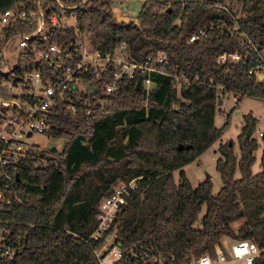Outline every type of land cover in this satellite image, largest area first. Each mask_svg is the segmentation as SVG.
<instances>
[{
  "label": "trees",
  "instance_id": "trees-1",
  "mask_svg": "<svg viewBox=\"0 0 264 264\" xmlns=\"http://www.w3.org/2000/svg\"><path fill=\"white\" fill-rule=\"evenodd\" d=\"M57 1L76 7L65 15L75 24L59 20L52 26L49 17H59V11L53 0H41L46 41L73 50L76 36L89 33L102 54L144 59L163 52L170 62L167 70L178 68L192 83L177 98L168 76L153 75L155 87L147 95L139 79H125L110 96L101 95L98 84L88 115H70L58 107L49 119V133L64 141L62 150L35 152L34 160L19 166L13 183L4 215L20 235L9 264H97V244L85 241L95 230L98 204L118 180L137 178L138 189L117 217L123 252L151 244L164 257H174L173 264H187L212 254L223 237L247 239L263 248L264 131L259 139L253 137L257 119L250 113L242 117L238 157L234 143L219 145L216 171L222 186L216 194L209 179L193 188L183 168L227 130L231 113L221 128L214 123L222 103L218 87L222 95H234L236 104L245 96L264 104V80L249 73L264 67V0H235L238 13L221 7L234 0H145L138 25L117 22L113 0ZM21 4L33 10L35 0H0V12ZM35 29L30 17L5 34ZM223 53L240 59L221 65L217 58ZM258 149L259 171L253 173ZM239 220L241 226L232 229ZM255 264H264V254Z\"/></svg>",
  "mask_w": 264,
  "mask_h": 264
},
{
  "label": "built area",
  "instance_id": "built-area-1",
  "mask_svg": "<svg viewBox=\"0 0 264 264\" xmlns=\"http://www.w3.org/2000/svg\"><path fill=\"white\" fill-rule=\"evenodd\" d=\"M53 1L60 16L53 14L48 21L55 26L60 24L59 20L65 22L66 13L76 7H66L57 0ZM126 1L128 0H113L112 5L118 3L117 9L112 7L113 13H120V7L127 9ZM139 1L143 3L145 0ZM221 7L226 9L227 5ZM30 17L36 21L33 32L6 38V31L18 22L28 23ZM45 23L41 0H35L33 10H26L21 4L0 12V90L4 89L8 93V100L0 101V264L11 262L19 244L20 231L4 215L10 205L13 183L17 182L15 175L24 161L34 160V153L42 150L28 143L33 134L40 135L51 143L63 141L49 133V119L58 107L70 115L76 116L81 111L88 115L98 84L101 85V95L110 96L125 79H139L147 95L155 87L153 75L168 76L177 98L192 83L178 68L167 70L170 62L163 52L144 59L127 54H102L89 33L78 34L75 49L70 50L67 45L46 41L43 36ZM237 30V27L233 28V31ZM203 34L204 32H200V35ZM194 39L195 37L190 38L189 42ZM9 44L13 45L11 52L8 50ZM124 48L125 43H121L119 50ZM23 57L35 60V67L22 69L20 61ZM239 59L237 54L223 53L218 56L217 63L223 65L227 61ZM38 65H42L44 69ZM249 73L254 74L258 81L264 80V67L261 65ZM221 91L222 88L218 87L220 97ZM105 103L102 100L99 106L102 108ZM261 135L262 133L259 137ZM138 179L128 182L118 180L111 194L98 204L95 230L85 241L97 244L93 250L97 264L174 262V257H164L151 244L139 246L127 253L118 244L117 217L127 204V199L138 189ZM224 239L221 238L219 244L215 245L212 254L193 257L187 264H255L260 255L264 254V247L259 248L247 239H230L232 243L226 250L222 247V244H226Z\"/></svg>",
  "mask_w": 264,
  "mask_h": 264
},
{
  "label": "rangeland",
  "instance_id": "rangeland-1",
  "mask_svg": "<svg viewBox=\"0 0 264 264\" xmlns=\"http://www.w3.org/2000/svg\"><path fill=\"white\" fill-rule=\"evenodd\" d=\"M110 1V0H108ZM239 1H235L231 3H226L228 9H232L234 13H238L240 9L238 8ZM141 1L139 0H128L125 3V8H121L120 6V13L124 14L125 16L136 18L138 15L140 8H141ZM113 6L118 8V3L114 4ZM239 9V10H238ZM62 20L64 18L62 17ZM75 24V21L73 17H70L68 20H66V25L73 26ZM9 52L13 50V45L9 44L8 48ZM35 60H29L25 57H23L20 61L21 68L24 69L27 68H34L35 67ZM8 93L3 89L0 90V101H7L8 99ZM230 121L229 125L227 127V130L223 133L220 140L215 142L208 150H206L198 159H196L193 163L186 165L183 168V171L190 182L191 186L195 188L199 183L203 182L207 178L210 180L212 185V193L216 194L222 184L220 180V176L216 171V160L220 157L217 149L219 145H224L227 142L234 143L235 146V155L238 157V148H237V135L240 132V128L242 126V117L248 113L252 114L257 119V124L255 127V131L253 134V137L259 139V134L264 131V104L262 101L253 99L250 97H243L242 100L236 104V98L234 95L225 92L222 95V103L221 105H217V110L215 113L214 123L215 127L221 128L223 125L226 117L228 114H230ZM28 143H32L33 145L38 146L40 151H48V150H56L57 152L61 151L63 148V141H60L58 143L55 142H48L45 138H43L40 135L33 134L32 138L28 141ZM37 151V150H36ZM261 149H258L255 152V162L252 165V172L256 173L259 171V159H260ZM236 178L239 177V173L236 170L235 173ZM175 177H177V173H175ZM205 209H202V212L200 214V217L203 215ZM239 222H235L233 227H237ZM233 229V228H232ZM227 238L223 237L222 239ZM232 238L224 239L226 240V244H222V247L224 249H229V245L232 243Z\"/></svg>",
  "mask_w": 264,
  "mask_h": 264
},
{
  "label": "water",
  "instance_id": "water-1",
  "mask_svg": "<svg viewBox=\"0 0 264 264\" xmlns=\"http://www.w3.org/2000/svg\"><path fill=\"white\" fill-rule=\"evenodd\" d=\"M115 19L117 22L122 23H133L134 25H138V21L136 18H131L125 15H121L120 13H114ZM218 105H221V101L218 102ZM229 145H231L229 143ZM208 179V178H207ZM15 180L18 181V174L15 175Z\"/></svg>",
  "mask_w": 264,
  "mask_h": 264
},
{
  "label": "crops",
  "instance_id": "crops-1",
  "mask_svg": "<svg viewBox=\"0 0 264 264\" xmlns=\"http://www.w3.org/2000/svg\"><path fill=\"white\" fill-rule=\"evenodd\" d=\"M236 222H239L237 227H233V225H232V224H234L235 222L231 224V227H232L234 230L238 229V228L241 226V224L243 223L242 220H239V221H236Z\"/></svg>",
  "mask_w": 264,
  "mask_h": 264
}]
</instances>
